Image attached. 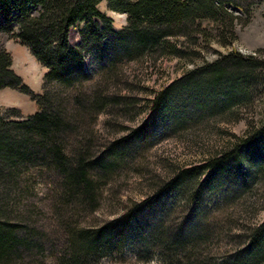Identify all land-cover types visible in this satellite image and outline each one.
<instances>
[{"label":"rangeland","instance_id":"obj_1","mask_svg":"<svg viewBox=\"0 0 264 264\" xmlns=\"http://www.w3.org/2000/svg\"><path fill=\"white\" fill-rule=\"evenodd\" d=\"M99 8L113 20L115 30L120 31L127 25V16L109 10L106 2ZM229 9L234 16L246 20L239 8L231 6ZM83 27L81 23L70 30L69 42L73 47L80 46ZM13 29L18 33L19 26L14 24ZM237 31L239 39L228 47L218 43L206 46L201 42L200 57L194 62L172 57L118 62L119 70L115 71L114 81L107 90L123 97L124 102L105 109L106 113L94 125L92 137L91 153L97 161L102 158L99 167L105 166L103 170L95 165L92 172L100 186L96 212L72 204L73 199L65 195L62 187L63 176L55 170L40 169L36 163L21 165L19 170L23 175L3 181L0 221L18 226L16 236H26L33 247L29 250L17 246L15 249L22 255L15 257L16 264H67L63 257H67L73 246L72 232L82 229H103L105 234L96 239H78L76 247L83 246L87 250L83 242L99 247L108 242L105 238L109 237L110 241L107 247L93 254L83 252L80 264H164L168 256L172 259L168 262L176 264L174 260L178 255L183 258L181 264H222L232 260V254L245 244L244 230L264 220V165L247 192L235 193L241 178L236 174H242L249 167L242 164L241 169H237L230 165L233 158L219 176L223 183L217 188L212 186V190L208 187L194 196L197 183L203 182L206 174L197 183L194 180L185 182L181 190L167 193L165 185L179 171L201 167L211 156L232 148L253 124L259 125L264 120V71H256L255 83L247 87L250 96L230 111L224 107L225 111L219 110L221 102L214 94H207L210 87L201 80L198 86L190 84L177 92L166 114L155 111L150 102L187 72L229 53L238 52L264 61V2L255 8L249 23L239 25ZM112 46L107 38L101 57L92 53L85 56L84 67L89 79L84 86L90 92L101 82L103 69L111 61ZM0 50L11 54L13 70L24 83L35 94H43L46 69L29 48L12 34L0 30ZM227 69L231 74L246 71L231 66ZM13 108L19 109L24 118L39 111L38 104L30 96L10 88L0 90V112ZM181 114L184 118L177 123L175 118ZM114 146L117 148L110 153L109 148ZM158 194L156 208L159 211L154 214L153 222L158 225L159 239L141 245L134 243L132 229L122 231L120 226L108 225L137 204L153 202ZM63 221L67 223L62 224ZM120 231L123 237L118 236ZM180 231L182 235H192L187 239L186 248L174 244ZM184 250H187L186 257ZM240 259L242 255L236 260Z\"/></svg>","mask_w":264,"mask_h":264},{"label":"trees","instance_id":"obj_2","mask_svg":"<svg viewBox=\"0 0 264 264\" xmlns=\"http://www.w3.org/2000/svg\"><path fill=\"white\" fill-rule=\"evenodd\" d=\"M102 2L107 3L109 10L127 16V25L122 30H115L113 20L100 10ZM263 2L264 0H0V30L12 34L22 45L27 46L46 69L43 94H35L13 70L11 54L0 50V90H17L30 96L39 106L36 114L26 118L22 117L17 108L0 112V190L3 181L20 177L21 165L36 163L40 169L55 170L63 176L62 187L65 195L73 199L72 204H77L78 208L88 207L90 211L96 212L100 198L97 191L99 192L100 186L92 172L95 165L103 170L105 166L99 167L102 158L97 161L91 153L94 141L92 137L95 134L94 125L106 113L105 109L124 102L123 97L107 90L114 81L115 71L119 70L118 62L126 59L136 62L144 58L156 61L164 57L194 62L200 57L201 42L206 46L212 43L224 47L233 45L239 39L237 27L248 24L255 8ZM231 6L239 8L246 20L234 16L229 9ZM81 23H84L80 30L81 43L80 46L73 47L69 42V33ZM14 24L19 26L18 33H14ZM107 38L113 44L111 61L103 69L97 88L90 92L84 86V82L89 79L84 67L85 56L92 53L101 57ZM180 38L184 40L180 41ZM190 47L192 49L188 51ZM229 66L244 68L246 71L231 74L227 69ZM259 69L264 71V61L232 52L187 72L163 92L156 94L150 103L155 111L157 109L166 114L180 90L187 89L190 84L198 86V83H202L201 80L206 87H210L207 94H214L221 102L219 110L230 111L234 105L250 96L247 87L248 84L255 83L258 77L256 71ZM204 77L207 78L206 81L203 80ZM182 118L184 116L181 114L175 120L179 123ZM67 134L71 135L63 137ZM116 148L110 147L109 152ZM229 163L239 170L242 164L249 167L242 174H236L241 178L237 183L240 187L235 193L250 190L264 165V120L259 125L253 124L239 143L211 156L203 166L179 171L167 182L165 192L181 190L187 181L194 180L197 183L204 174L207 178L197 183L194 196L208 187L211 190L212 186L217 188L223 183L219 176ZM159 195L151 203L142 202L125 211L108 225L120 226L122 231L132 229L134 243L141 245L159 239L158 225L153 222L154 214L159 211L156 208ZM66 223L67 221L62 222ZM122 231L119 232V237L124 236ZM17 232L18 226L0 221V264L17 263L15 257L22 255L21 251L15 249L17 246L33 250L26 236L17 237ZM102 232L103 229L73 231V246L63 260H67V264H80L83 252L88 251L89 255L101 247H107L109 237L105 238L108 242L99 247L92 243L89 246L87 242L82 244L87 250L83 246H75L78 239H96L105 234ZM178 233L173 240L174 244L183 247L188 244L187 239L192 235H182L181 231ZM244 236L243 248L232 254L231 261L222 264H233L240 255L242 259L236 260L238 264H264V220L261 224L244 230ZM186 251H183L184 254ZM167 258L171 259L169 256ZM168 260L164 264H170ZM182 260L178 255L174 261L181 264Z\"/></svg>","mask_w":264,"mask_h":264}]
</instances>
